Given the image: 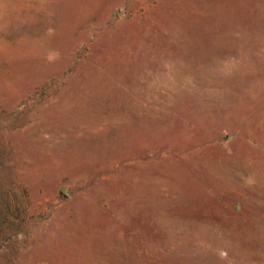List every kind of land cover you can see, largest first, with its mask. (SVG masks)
I'll return each instance as SVG.
<instances>
[{"label":"rangeland","instance_id":"rangeland-1","mask_svg":"<svg viewBox=\"0 0 264 264\" xmlns=\"http://www.w3.org/2000/svg\"><path fill=\"white\" fill-rule=\"evenodd\" d=\"M0 264H264V0H0Z\"/></svg>","mask_w":264,"mask_h":264}]
</instances>
